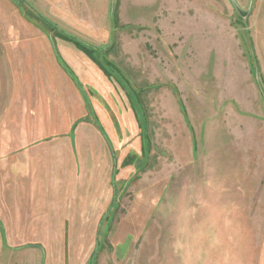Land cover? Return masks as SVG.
<instances>
[{"label": "rangeland", "instance_id": "rangeland-1", "mask_svg": "<svg viewBox=\"0 0 264 264\" xmlns=\"http://www.w3.org/2000/svg\"><path fill=\"white\" fill-rule=\"evenodd\" d=\"M249 9L0 0V264H264Z\"/></svg>", "mask_w": 264, "mask_h": 264}, {"label": "water", "instance_id": "water-1", "mask_svg": "<svg viewBox=\"0 0 264 264\" xmlns=\"http://www.w3.org/2000/svg\"><path fill=\"white\" fill-rule=\"evenodd\" d=\"M229 1H230L231 5H232L233 9L238 13V15L242 19L248 17V14L250 12L249 8H250L252 0H250V5L248 6V8H246V10L241 9L240 6L238 5V3L236 2V0H229Z\"/></svg>", "mask_w": 264, "mask_h": 264}, {"label": "trees", "instance_id": "trees-1", "mask_svg": "<svg viewBox=\"0 0 264 264\" xmlns=\"http://www.w3.org/2000/svg\"><path fill=\"white\" fill-rule=\"evenodd\" d=\"M39 17H41V16L39 15Z\"/></svg>", "mask_w": 264, "mask_h": 264}]
</instances>
